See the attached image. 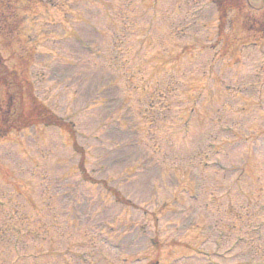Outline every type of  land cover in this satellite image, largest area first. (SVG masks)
Masks as SVG:
<instances>
[{"label":"rangeland","instance_id":"obj_1","mask_svg":"<svg viewBox=\"0 0 264 264\" xmlns=\"http://www.w3.org/2000/svg\"><path fill=\"white\" fill-rule=\"evenodd\" d=\"M205 5L0 0L6 69L74 130L0 140V264L13 206L30 264H264V0Z\"/></svg>","mask_w":264,"mask_h":264},{"label":"trees","instance_id":"obj_2","mask_svg":"<svg viewBox=\"0 0 264 264\" xmlns=\"http://www.w3.org/2000/svg\"><path fill=\"white\" fill-rule=\"evenodd\" d=\"M4 70L0 67V73ZM28 113L37 120H43V123L48 124L50 126H56L61 129H64L70 133V135L73 137V131L72 126L70 124L63 123L60 119L50 114L49 111L45 110L43 111L36 103H33L30 105Z\"/></svg>","mask_w":264,"mask_h":264}]
</instances>
